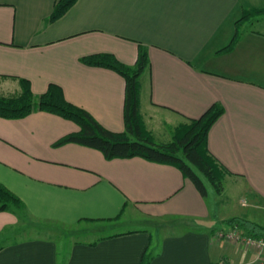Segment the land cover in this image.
Masks as SVG:
<instances>
[{"label": "crops", "instance_id": "0c3cea01", "mask_svg": "<svg viewBox=\"0 0 264 264\" xmlns=\"http://www.w3.org/2000/svg\"><path fill=\"white\" fill-rule=\"evenodd\" d=\"M58 1L0 0V93L19 92V77L35 94L55 83L68 101L122 132L125 78L81 58L107 52L134 66L143 44L149 130L167 141L179 123L223 106L209 149L263 210L261 220L240 217L263 224L264 14L238 20L264 0H77L49 22ZM79 129L47 111L0 117V182L31 221L62 233L12 239L8 232L23 221L0 211V264H143L144 256L149 264H260L254 251L218 235L239 216H218L210 193L203 197L178 167L140 156L109 160L74 142L55 146ZM75 232L97 235L75 240Z\"/></svg>", "mask_w": 264, "mask_h": 264}, {"label": "trees", "instance_id": "16d2710c", "mask_svg": "<svg viewBox=\"0 0 264 264\" xmlns=\"http://www.w3.org/2000/svg\"><path fill=\"white\" fill-rule=\"evenodd\" d=\"M76 1L59 0L48 21L59 19ZM256 14H264V8H246L238 24ZM238 36L239 31L226 49L233 48ZM81 61L90 66L110 68L125 78L124 131L117 132L104 127L88 110L68 101L60 85L51 83L46 92L35 94L31 82L20 77L17 78L20 83L19 92L10 95L0 93V117L19 119L35 111L60 115L77 123L80 129L63 136L55 146L74 142L100 150L109 160L140 156L153 162L174 165L185 177L190 178L203 197H207L211 189L218 195L223 194L229 171L208 146L210 129L225 111L223 106L215 103L202 116L187 118L179 123L170 140L157 141L141 110V77L150 65L148 48L143 44L139 45L138 59L134 66L121 62L114 54L107 52L84 56ZM0 211L16 212L23 222L28 216L21 198L1 182ZM228 223L246 234L264 237V225L248 218L234 217ZM3 247L0 239V250ZM149 261V256H144L143 264H149Z\"/></svg>", "mask_w": 264, "mask_h": 264}, {"label": "rangeland", "instance_id": "374dc122", "mask_svg": "<svg viewBox=\"0 0 264 264\" xmlns=\"http://www.w3.org/2000/svg\"><path fill=\"white\" fill-rule=\"evenodd\" d=\"M151 123V121H150ZM156 133V131H154ZM156 137L161 140L162 137L156 133ZM229 179L226 177L224 185H225V191L222 195H216L214 193V190L210 191L209 195V201L212 207L214 206L215 213L218 216H249L255 219L261 220V217H259L261 211L260 207H257V201L258 199L252 198L249 193L245 190V183L243 181ZM242 187V188H241ZM258 216V217H257ZM263 224H264V218H263ZM50 225H44L43 223L34 222L31 221L28 217L25 218V222H22L20 224V228H16L15 231L12 230L11 232H8L10 235V238L17 239V238H28V236H41V237H57L58 235L61 237L62 233L58 231L59 229L54 230L55 228H52ZM15 233H14V232ZM12 233V234H10ZM97 234H92V232H75L71 237L75 240L79 239H89L91 237L96 236ZM231 241V240H229ZM237 243H240V246L246 247L247 249H250L251 251H254L256 254H258V249L256 247L248 246L244 242L232 240ZM264 256V253H262ZM255 264V263H253Z\"/></svg>", "mask_w": 264, "mask_h": 264}, {"label": "built area", "instance_id": "2783aa9c", "mask_svg": "<svg viewBox=\"0 0 264 264\" xmlns=\"http://www.w3.org/2000/svg\"><path fill=\"white\" fill-rule=\"evenodd\" d=\"M218 235L226 240H236L244 242L248 246L256 247L258 249L256 261H260V264H264V256L262 255V253H264V237L257 238L246 234L238 227L229 230H221Z\"/></svg>", "mask_w": 264, "mask_h": 264}]
</instances>
